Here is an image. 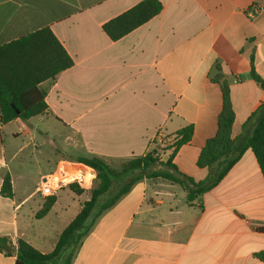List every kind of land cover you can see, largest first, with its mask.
I'll list each match as a JSON object with an SVG mask.
<instances>
[{
    "label": "crops",
    "instance_id": "0c3cea01",
    "mask_svg": "<svg viewBox=\"0 0 264 264\" xmlns=\"http://www.w3.org/2000/svg\"><path fill=\"white\" fill-rule=\"evenodd\" d=\"M141 1L0 0V46L49 27L74 61L39 85L49 112L34 117L37 124L34 118L0 123V237L15 249L19 239L37 248L41 239L33 232L32 209L41 210L46 199L38 186L61 166L79 157L123 164L151 151L165 162L173 149L159 153L156 138H176L178 130L193 126L191 141L172 163L204 181L210 170L199 167L198 159L217 134L223 107L215 77L230 89L233 140L249 130L244 125L264 103V90L250 76L254 66L264 80V0H159L157 16L112 41L103 25ZM50 118L73 132L67 141L73 139L85 154L60 157L54 172L43 174L40 162L32 166L25 152L47 137L41 124ZM23 134L28 142L17 145ZM6 175L12 198L1 194ZM55 245L40 251L50 253ZM259 253L264 176L247 149L216 187L192 203L179 184L141 180L93 222L71 264H264ZM16 259V253L0 251V264Z\"/></svg>",
    "mask_w": 264,
    "mask_h": 264
},
{
    "label": "trees",
    "instance_id": "16d2710c",
    "mask_svg": "<svg viewBox=\"0 0 264 264\" xmlns=\"http://www.w3.org/2000/svg\"><path fill=\"white\" fill-rule=\"evenodd\" d=\"M163 8L159 0H143L119 16L103 25V30L112 41H118L138 27L157 16ZM74 65L62 43L49 27L42 28L17 40L0 46V123L7 124L16 119L29 120L48 114L46 94L39 85L55 79L60 73ZM250 76L264 90V80L252 66ZM218 74L215 81L221 85L223 107L218 119L215 137L209 139L203 148L198 166L208 167L210 174L204 181L196 182L192 177L181 173L172 163L176 152L191 141L193 126L176 132L172 145V154L167 161H161L156 151L135 157L124 162L119 169L112 168L99 157H79L75 162L92 168L96 173V186L90 191V197L82 204L77 216L60 234L54 249L42 253L29 242L19 239L17 249L7 237H0V251L6 255L16 253L15 264H56L66 248L75 245L63 264H71L81 239L87 234L93 222L104 212L112 208L135 184L147 178H161L179 184L187 193V202L192 203L204 193L216 187L239 161L247 149H251L264 176V103L244 125V134L238 139L231 138L235 112L230 89ZM216 166V170L213 167ZM118 189L106 201L102 197L111 194L114 186ZM75 194L81 195L85 186L78 183L68 185ZM4 197H13L12 181L6 175L1 187ZM57 201V196L47 197L37 218L46 216ZM101 205V206H100ZM100 206V207H99ZM99 210L83 234L79 231L86 225L96 208ZM264 261V253L256 255Z\"/></svg>",
    "mask_w": 264,
    "mask_h": 264
},
{
    "label": "rangeland",
    "instance_id": "374dc122",
    "mask_svg": "<svg viewBox=\"0 0 264 264\" xmlns=\"http://www.w3.org/2000/svg\"><path fill=\"white\" fill-rule=\"evenodd\" d=\"M32 124H37L38 119L34 118L31 120ZM41 129L47 135L46 138L39 139V146L36 148H30L26 150L25 154L29 152L28 156L31 158L32 166L37 162H40L41 166V173L43 174H52L55 170V162L59 160L60 157L76 159L77 156H82L84 151H81V147L76 145L73 139L70 138V141H67L66 135H73V132L66 128L64 125H60L54 120L53 118L50 119H43L41 124ZM176 138L174 136H163L160 135L156 138L154 143H156V147L159 150V153L162 151H166L168 149H172V145L175 142ZM28 142V137L24 134L19 137L16 141L17 145H23ZM73 164V165H70ZM122 163H116V161L109 163V165L114 169H119ZM66 165L70 166L71 172H73V166L79 165L83 166L85 179H90L92 177L91 174H95V171L82 164L77 162L67 163ZM72 166V167H71ZM90 169H88V168ZM93 172V173H91ZM73 174V173H72ZM33 182L35 184L38 182L39 177L34 175ZM96 180L94 179L90 186L84 188V192L81 195L75 194L68 186L63 188L60 192V198L58 203H56L55 207L45 216L42 218H37V214L40 209H32L33 210V218L31 219L33 224V232L35 235L40 237V241H35V246L39 250L48 251L51 246H54L59 238V235L67 226V224L72 220L77 213L81 209V205L90 197V191L96 186ZM30 185V183H28ZM118 189V184L114 186L111 191V194H107L106 196L102 197V201H106L112 194ZM40 198L43 196L40 194ZM30 206L28 205L25 209H29ZM101 206V205H100ZM99 206V207H100ZM99 210L97 207L93 212L92 216L88 219L86 225L79 231V234H83L91 221L93 220L94 215ZM21 216V215H20ZM74 244L72 243L66 250L64 251L63 255L60 257L56 264H63L67 256L72 252L74 248Z\"/></svg>",
    "mask_w": 264,
    "mask_h": 264
},
{
    "label": "built area",
    "instance_id": "2783aa9c",
    "mask_svg": "<svg viewBox=\"0 0 264 264\" xmlns=\"http://www.w3.org/2000/svg\"><path fill=\"white\" fill-rule=\"evenodd\" d=\"M66 170L64 169V165L60 167V169L52 175L43 177L40 180V184L38 186V192L45 198L56 196L58 192L64 187L68 186L72 183H78L85 187L90 186L93 180L96 178V175L91 174L92 177L90 179H85V174L83 173L82 177L79 179H69V176H65Z\"/></svg>",
    "mask_w": 264,
    "mask_h": 264
},
{
    "label": "bare ground",
    "instance_id": "6f19581e",
    "mask_svg": "<svg viewBox=\"0 0 264 264\" xmlns=\"http://www.w3.org/2000/svg\"><path fill=\"white\" fill-rule=\"evenodd\" d=\"M66 168H67V171H65V172H67V173H65V176H69L70 180L76 179V178L79 179L82 177V175L84 173L83 166L74 165L73 166V170H74L73 172H71L72 170L69 169V165H66ZM64 169H65V166H64Z\"/></svg>",
    "mask_w": 264,
    "mask_h": 264
},
{
    "label": "water",
    "instance_id": "95a60500",
    "mask_svg": "<svg viewBox=\"0 0 264 264\" xmlns=\"http://www.w3.org/2000/svg\"><path fill=\"white\" fill-rule=\"evenodd\" d=\"M64 166H65V170L67 171L66 164Z\"/></svg>",
    "mask_w": 264,
    "mask_h": 264
}]
</instances>
